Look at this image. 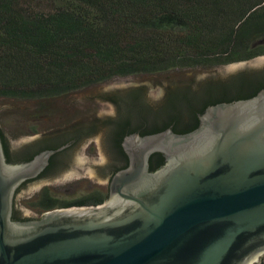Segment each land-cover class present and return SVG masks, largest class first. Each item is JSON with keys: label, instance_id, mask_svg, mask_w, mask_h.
Here are the masks:
<instances>
[{"label": "water", "instance_id": "obj_1", "mask_svg": "<svg viewBox=\"0 0 264 264\" xmlns=\"http://www.w3.org/2000/svg\"><path fill=\"white\" fill-rule=\"evenodd\" d=\"M117 115L34 135L50 105L0 96V264H254L264 255V55L93 89ZM97 140L100 158L82 151ZM91 179L98 204L31 213L43 184ZM264 264V261L263 263Z\"/></svg>", "mask_w": 264, "mask_h": 264}, {"label": "trees", "instance_id": "obj_2", "mask_svg": "<svg viewBox=\"0 0 264 264\" xmlns=\"http://www.w3.org/2000/svg\"><path fill=\"white\" fill-rule=\"evenodd\" d=\"M264 54V0H0V96L52 100L118 76ZM46 188L36 205L98 204Z\"/></svg>", "mask_w": 264, "mask_h": 264}, {"label": "rangeland", "instance_id": "obj_3", "mask_svg": "<svg viewBox=\"0 0 264 264\" xmlns=\"http://www.w3.org/2000/svg\"><path fill=\"white\" fill-rule=\"evenodd\" d=\"M192 73L196 71L190 70H180L168 73H162L158 76H153L151 74H139V75H129V76H118L111 78L107 81H104L101 85H113L123 82H128L132 80L151 78V77H161L167 75H180L184 73ZM99 87L98 85H91L77 92L70 93L68 95L52 99L54 101H50V111L45 110H37V109H19L12 112L9 116H7L4 120H2V124L5 128L23 134L24 131H27L31 126L37 125L39 129H49L54 128L60 124L59 118L60 112H63L64 101L69 99L74 101L75 97H80L73 105H69V110L72 111L70 115H74L75 117L71 118V120H75L76 122L88 117L90 114V110H93L95 114H112L114 113V105L110 101H103L102 99L97 98V94L93 93V89ZM72 95V98L70 97ZM78 95V96H76ZM96 96V97H95ZM93 99L96 100L94 102H88V100ZM22 102H31L35 100H27V99H17ZM72 101V102H73ZM98 101V102H97ZM54 108V109H53ZM66 108V106H65ZM70 115H64L63 118H68ZM34 117V118H33ZM63 123V122H62ZM31 127V128H32ZM82 154L87 158H100V153L97 149V140H94L90 147H86ZM47 189L49 192L55 194L57 197L71 200L77 199L89 193H93L95 191L105 192L107 186L102 182H93L91 179H83L69 182L67 184H43L37 188L36 191L28 195L27 197H23L18 200V206L28 210L31 213L42 214L44 210L36 205V201L38 200V196L42 189Z\"/></svg>", "mask_w": 264, "mask_h": 264}, {"label": "flooded vegetation", "instance_id": "obj_4", "mask_svg": "<svg viewBox=\"0 0 264 264\" xmlns=\"http://www.w3.org/2000/svg\"><path fill=\"white\" fill-rule=\"evenodd\" d=\"M261 55H264V54H260V55H256V56H254V57H251V58H247V59H243V60H239V61H244V60H248V59H252V58H255V57H258V56H261ZM239 61H235V62H239ZM231 63V62H230ZM223 64H227V63H223ZM223 64H216V65H212V66H199V67H195V68H189V69H187V70H190V71H199V70H203V69H207V68H211V67H215V66H220V65H223ZM190 73V72H189ZM151 75H153V76H158L159 74H151ZM132 76V75H131ZM135 76V75H134ZM133 81V80H132ZM101 84H103V82H101V83H97V84H93V85H98L99 87L100 86H105V85H101ZM91 86V85H90ZM77 92V91H76ZM76 96H78V95H76ZM97 96V98H99V99H101V97L99 96V95H96ZM95 96V97H96ZM71 98H72V95L70 96ZM74 101L73 100H69V99H67V100H65L63 103V105H65L66 106V108H65V106H64V108H63V112L61 111L60 112V117L59 118H61V119H59V120H61L60 121V124L59 125H57L56 127H54V128H49V129H39V127L37 126V125H33L34 127H30L27 131H24V135H34V134H39V133H43V132H48V131H51V130H55V129H59V128H63V127H67V126H69V125H71V124H73V123H75L76 121L75 120H71V118H73V117H75L74 115H70V114H72L71 112L72 111H70L69 110V108H67V107H69V105H73V104H71V103H74L75 101H77L78 99H80V97L78 96V97H75L74 96ZM49 101H54V100H49ZM73 101V102H72ZM94 101H96V100H93V99H90V100H88V102L90 103V102H94ZM98 102V101H97ZM113 105H114V113H112V114H109V115H112V116H116L117 115V106H116V103L115 102H112V101H110ZM54 109V108H53ZM37 110L39 111V110H41V111H45V110H48V111H50V108H48V106L47 107H42V108H37ZM95 112H96V110L95 111H93V110H90V115H94L95 114ZM64 115H70L68 118H63L64 117ZM89 115V116H90ZM100 115H108V114H104V113H102V114H100ZM34 118V117H33ZM63 122V123H62ZM94 140H92L87 146L88 147H90V144L93 142ZM108 188V187H107ZM44 189V188H43ZM43 189L40 191V193L43 191ZM106 191H107V189H106ZM105 191V192H106ZM263 261H264V255H262L260 258H259V260L257 261V262H255L254 264H262L263 263Z\"/></svg>", "mask_w": 264, "mask_h": 264}]
</instances>
